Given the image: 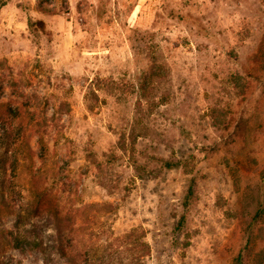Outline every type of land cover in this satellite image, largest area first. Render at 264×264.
Masks as SVG:
<instances>
[{
    "label": "rangeland",
    "instance_id": "1",
    "mask_svg": "<svg viewBox=\"0 0 264 264\" xmlns=\"http://www.w3.org/2000/svg\"><path fill=\"white\" fill-rule=\"evenodd\" d=\"M10 124L8 264H42L18 213L72 230L86 264H264V0H8Z\"/></svg>",
    "mask_w": 264,
    "mask_h": 264
},
{
    "label": "trees",
    "instance_id": "2",
    "mask_svg": "<svg viewBox=\"0 0 264 264\" xmlns=\"http://www.w3.org/2000/svg\"><path fill=\"white\" fill-rule=\"evenodd\" d=\"M8 0H0V10L7 4ZM36 25L39 29L43 30V23L38 22ZM29 26H35L29 24ZM57 114L53 113L52 117H56ZM18 120V117H16ZM15 122V121H14ZM13 124L0 131V144L7 145L17 144L24 138L23 133L13 130ZM39 146L42 145V137L38 139ZM14 172L15 168L11 169ZM6 174V171H5ZM2 179L0 178V186ZM191 194V192H190ZM2 196L4 193L1 194ZM36 210V207H35ZM261 211L255 214V218L261 217ZM24 217L22 213L17 214L16 221L10 231V237L15 249L22 248L23 246L34 249L41 258L42 264H86L81 262L80 258H76L72 255L78 247V241L73 242L70 238V229L67 227L53 226L52 229L40 230L34 217L27 215ZM185 218L180 219V223L184 222ZM47 234V236L45 235ZM246 260L243 255H239L235 264H245ZM0 264H8L7 261L0 258Z\"/></svg>",
    "mask_w": 264,
    "mask_h": 264
}]
</instances>
